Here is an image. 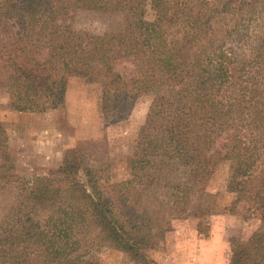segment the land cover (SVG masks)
Here are the masks:
<instances>
[{
  "label": "trees",
  "instance_id": "obj_1",
  "mask_svg": "<svg viewBox=\"0 0 264 264\" xmlns=\"http://www.w3.org/2000/svg\"><path fill=\"white\" fill-rule=\"evenodd\" d=\"M126 8L120 32L75 27L79 12ZM262 10L264 0H150L142 8L125 0H0V87L12 108L63 107L72 77L157 91L130 177L107 183L76 157L65 159L63 173L34 177L0 222V264H99L88 254L106 246L153 263L146 246L156 236L185 221L202 230L216 167L236 155L243 165L229 182L231 210L251 203L264 219V201L255 198L264 186V33L240 51ZM123 61L133 66L127 76ZM3 132L0 125L1 159ZM229 264H264V232L233 243Z\"/></svg>",
  "mask_w": 264,
  "mask_h": 264
},
{
  "label": "rangeland",
  "instance_id": "obj_2",
  "mask_svg": "<svg viewBox=\"0 0 264 264\" xmlns=\"http://www.w3.org/2000/svg\"><path fill=\"white\" fill-rule=\"evenodd\" d=\"M125 1L128 7L142 8L150 0ZM127 10L79 12L75 27L94 35L120 32ZM263 33L264 10L250 24L253 37H247L240 51L249 50ZM118 68L127 76L133 66L123 61ZM156 93L109 89L107 82L72 77L65 105L40 113L12 108L9 93L0 87V125L8 146V155L0 157V222L12 217L23 203L34 177L63 173L60 167L67 158L83 160L100 171L107 183L128 179L138 133ZM239 157L216 167L208 187L212 197L202 210V230L185 221L156 236L146 246L153 261L149 264H229L233 243L247 240L255 231L264 232L260 209L246 202L231 210L236 193L229 189V182L243 165ZM255 198L264 201V186ZM88 258L99 264H143L111 246L90 252Z\"/></svg>",
  "mask_w": 264,
  "mask_h": 264
}]
</instances>
